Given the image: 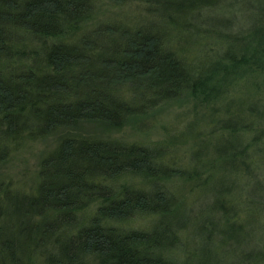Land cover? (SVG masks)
<instances>
[{
  "label": "trees",
  "instance_id": "trees-1",
  "mask_svg": "<svg viewBox=\"0 0 264 264\" xmlns=\"http://www.w3.org/2000/svg\"><path fill=\"white\" fill-rule=\"evenodd\" d=\"M122 1L0 0V162L26 138L87 120L119 130L186 91L209 116L182 135L192 144L190 163L176 166L168 140L64 136L43 158L32 193L0 189V264H209L216 240L219 252L240 253L239 264H264V223L254 241L238 210L228 216L233 180L219 174L241 164V176L251 178L247 201L264 214V0H138L147 12L133 29L108 13L98 18L104 2ZM223 8L232 18L216 15ZM234 9L248 20L238 29ZM230 87L249 94L225 101ZM238 99L248 106L251 140H215V156L206 158L211 138L194 128L232 131ZM192 184L209 189L212 210L219 207V216L193 226L194 250L180 246L182 199Z\"/></svg>",
  "mask_w": 264,
  "mask_h": 264
},
{
  "label": "rangeland",
  "instance_id": "rangeland-1",
  "mask_svg": "<svg viewBox=\"0 0 264 264\" xmlns=\"http://www.w3.org/2000/svg\"><path fill=\"white\" fill-rule=\"evenodd\" d=\"M146 6L147 4L139 2L138 0H126L116 3L104 2L102 4L101 11L97 15L98 18L100 16V18L103 20L105 18L103 14L108 13V16H111L112 18L114 17L115 20H124L123 27L133 29L132 27L143 24L141 16H146ZM226 10L228 9H220L219 11H216V15H229L230 13L225 12ZM232 11L236 15L233 25L236 29H238L242 27L248 20H245V17L241 16L242 11L238 12L237 9ZM96 22L97 21L95 20L91 21L90 25L95 24ZM216 48L217 49L215 52L218 51L219 54H222L224 51L223 47L221 50H219V46ZM231 88L232 87L226 89L227 93L228 91L232 90ZM248 94L249 91L244 90L243 87L235 88L234 91L232 90L229 92V94H227L228 96H226L227 98L225 101L230 100V102H232L233 100H237L235 97H240L239 99L242 100V98H245ZM239 99L238 101H234V103H232V105L234 104L232 106V110H234L235 113H238L237 119L239 122L237 127H234L232 131L219 130L214 132L212 130V132H209L207 129L208 124L207 126L205 125L206 122H203V126H197L199 130L202 129L201 131H199L197 128H194L193 134H195L197 131L201 132V138H211L210 143L205 147V151L203 152V154H206V158L209 156H215L214 148L217 143L215 140L223 142V140L226 138L229 140L234 139V142L238 140L242 143L247 141L249 142L251 140L254 133L249 132L247 128L248 126H246V124L252 121L249 119L250 117H248V106L244 103L242 105ZM196 103V100L191 96L190 92L184 91L173 99H164L155 106L146 109L144 112L132 116L127 124L119 130L116 128H109L108 125L101 121L87 120L79 122L78 129L62 127L47 136L40 137L35 140L26 138L20 143L18 142V144H15L8 151L6 159L0 162V189H8L11 191V193H32L36 184L39 182V173L43 158L51 151L56 149L61 139L68 134L73 136L85 135L104 139L107 138L126 143H139L146 145L161 141L165 142L168 140L170 142H174L173 149L168 151L170 153L168 156L172 157L179 169L187 168L188 164L190 163V152L193 149H191L192 144H188V142L185 143V137L182 135L185 132L188 133V129H191L190 123L192 124L196 121H206L209 119L208 113L201 116V113L197 112L198 110H196ZM219 105L220 104L217 103L216 106H218V111L220 113L223 109H225V106L221 107ZM204 111L206 112L204 109L202 113H204ZM226 117L227 116L224 114L223 118L226 119ZM190 134L191 132L188 134V136H191ZM169 138L173 140L171 141ZM189 148L190 150H188ZM251 152L253 153L252 149L249 151V153L250 155H253ZM235 166V169H231V167L228 166H222V169L219 171L220 175H224L226 177L231 176V179L233 180L232 182H234V184H232L229 179V181H226L228 182V187L231 188L229 191L230 197L228 199L233 201V205L226 206L225 212H227L228 216L230 217V214L235 211L234 209L238 210L241 218H238L237 220L244 222L245 233L255 241L254 236L257 237L256 233L259 231L255 232L256 230H254V228L257 229L259 225L261 226L262 223H264V214H262L263 212H260L259 209H253L251 204L248 203L247 200L249 196L247 195V188L250 186L249 182L251 178L249 176L244 177L243 175L245 173L241 176L240 172L242 171L239 170L244 169L241 164ZM261 167L262 168L258 172V176L264 178V166L261 165ZM181 181H183V178L182 180L175 179V182H178L176 186L178 189ZM185 187L189 188V186ZM208 192H210L209 189L200 188L198 190L197 186L194 185L192 190H189V193L193 194H188L185 199H182L184 201V204L182 205L184 208L182 207L181 216L183 218V227L185 229H183L185 234H182V245H180L182 249H188L187 247L190 248V246L193 250L196 248V241H199V239L197 237L194 238V236H196L193 234L195 233L193 229L194 225H198L200 223L206 224L207 219H210L211 215L219 216L218 206L217 210H212V205H215V195H213L211 192ZM245 199L246 202H244ZM144 218L146 217L142 218L141 216H138L140 225L147 222ZM224 220L225 219L221 220V226L225 224ZM214 235L220 239L218 236L220 234L215 233ZM217 237H214L215 240ZM209 245L210 248L217 251V254L214 255V257L209 261V264H239L238 260L240 253L234 252V254L228 250L227 252L226 250L219 252L220 247L217 240L216 242H211ZM182 256L183 255L180 257ZM262 256L264 257V250L262 251ZM243 264L253 263L250 261H245Z\"/></svg>",
  "mask_w": 264,
  "mask_h": 264
}]
</instances>
